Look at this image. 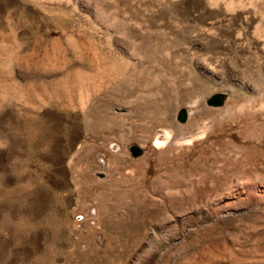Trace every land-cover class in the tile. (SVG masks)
<instances>
[{"label": "rangeland", "instance_id": "obj_1", "mask_svg": "<svg viewBox=\"0 0 264 264\" xmlns=\"http://www.w3.org/2000/svg\"><path fill=\"white\" fill-rule=\"evenodd\" d=\"M0 264H264V0H0Z\"/></svg>", "mask_w": 264, "mask_h": 264}, {"label": "bare ground", "instance_id": "obj_2", "mask_svg": "<svg viewBox=\"0 0 264 264\" xmlns=\"http://www.w3.org/2000/svg\"><path fill=\"white\" fill-rule=\"evenodd\" d=\"M90 86H92V84H90ZM48 87V89H44L40 94L42 95V98L40 99L52 100L55 102L57 101L61 104L69 105L78 99V97L76 96V92L84 88L85 86L84 83L80 80L79 74L76 71L68 73L65 78H60L49 82ZM34 94L37 95V93ZM34 96L35 95H33V97Z\"/></svg>", "mask_w": 264, "mask_h": 264}, {"label": "water", "instance_id": "obj_3", "mask_svg": "<svg viewBox=\"0 0 264 264\" xmlns=\"http://www.w3.org/2000/svg\"><path fill=\"white\" fill-rule=\"evenodd\" d=\"M224 94L220 91H216L211 93L208 97L205 98L206 103L211 104H221L223 101ZM176 118L178 120H185V109L184 107H180L176 112ZM133 153L138 151V148L134 145L130 148Z\"/></svg>", "mask_w": 264, "mask_h": 264}]
</instances>
